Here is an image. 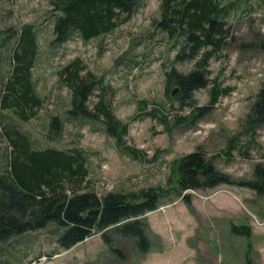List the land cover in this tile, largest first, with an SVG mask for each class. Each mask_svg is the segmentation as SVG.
I'll return each mask as SVG.
<instances>
[{"label":"rangeland","instance_id":"1","mask_svg":"<svg viewBox=\"0 0 264 264\" xmlns=\"http://www.w3.org/2000/svg\"><path fill=\"white\" fill-rule=\"evenodd\" d=\"M215 1L224 5L219 17L225 35L220 49L208 58L207 68L209 77L216 75L219 87L228 85L230 90L208 105L210 84L197 87L191 98L165 86V71H189L196 58L174 57L183 34L179 28L169 33L155 24L160 0H139L129 19L106 34L83 42L72 34L58 46L49 43L53 0H0V37L4 35L0 84L10 64L9 34L29 24L38 37L32 80L44 99L36 115L24 121L0 108V171L13 153L7 138L13 127L26 134L35 149L81 148L87 177L96 180L97 195L156 184L163 191L157 208L141 217L148 224L150 245L144 252L136 249L132 237L111 227L102 231L107 241L101 232H94L62 249L56 242L59 228L46 223L0 242V264H244L245 251L251 264H264V194L221 183L212 189L183 190L190 196L186 205L174 189L171 162L194 149L237 182L250 179L254 165L264 162V123L253 131L244 129L251 102L264 81V0ZM76 56L84 71L102 75L110 86V106L120 120L130 122L124 137L140 149L141 158L124 154L103 133L100 122L65 117L71 98L68 87L57 80L56 69ZM88 98L89 105L96 100L93 95ZM198 106L207 108L198 112ZM152 108L154 116L142 112ZM134 113V120L128 118ZM51 115H57L61 124L56 133L48 127ZM102 162L107 164L100 168ZM232 223L248 225L250 236L233 233Z\"/></svg>","mask_w":264,"mask_h":264},{"label":"trees","instance_id":"2","mask_svg":"<svg viewBox=\"0 0 264 264\" xmlns=\"http://www.w3.org/2000/svg\"><path fill=\"white\" fill-rule=\"evenodd\" d=\"M138 1L53 0L49 43L58 46L69 40L72 34L81 42L106 34L129 19ZM160 7L155 24L166 28L169 33L179 28L183 34L182 45L174 57L196 58L189 71L181 73L174 68L165 71L166 88L170 85L181 96L191 98V92L197 87L210 84L207 103L213 104L218 96L228 94L230 90L228 85L219 87L216 75L209 77L210 69L207 68L208 58L220 49L224 40L225 34H221L224 22L219 17L224 5H218L215 0H160ZM9 37L13 42L8 56L10 64L0 84V108L24 121L33 118L44 101L36 90L31 73L38 51V37L29 24L15 28ZM3 38L4 35L0 37ZM84 68L83 61L76 56L56 69L57 80L68 87L71 98L70 106L64 110L65 117L100 122L103 133L113 139L124 154L141 158L140 149L126 143L124 137L130 122L120 120L110 106L107 98L110 86L103 82L102 75L96 76ZM93 89L97 91L94 93ZM89 95L96 97L90 105ZM251 103L244 121L245 131H253L254 127L264 123V81ZM206 108L198 106L196 110L202 112ZM154 110L144 109L142 112L145 116H154ZM135 113L128 118L134 120ZM60 126L57 115H51L48 127L56 133ZM7 134L13 153L0 171V242L51 223L59 228L56 242L62 249L94 232H101L102 240L107 241L108 237L102 231L108 227L124 237H132L140 252L150 247L146 232L148 224L141 217L157 208L163 196L160 184L137 190H106L97 195L93 188L96 180L87 177V160L81 148L50 146L35 149L30 138L19 130L12 127ZM254 166L250 179L237 182L212 166L201 151L194 149L172 160L171 168L176 174L174 189L181 192L186 205L190 196L183 190L212 189L221 183L246 186L264 194V162H257ZM230 229L236 235L250 236L251 229L246 224L232 223ZM245 253L244 264H251L248 253Z\"/></svg>","mask_w":264,"mask_h":264},{"label":"built area","instance_id":"3","mask_svg":"<svg viewBox=\"0 0 264 264\" xmlns=\"http://www.w3.org/2000/svg\"><path fill=\"white\" fill-rule=\"evenodd\" d=\"M105 164H107L106 162H102L101 164H100V168L101 167H105L106 165ZM134 176V175H133Z\"/></svg>","mask_w":264,"mask_h":264},{"label":"water","instance_id":"4","mask_svg":"<svg viewBox=\"0 0 264 264\" xmlns=\"http://www.w3.org/2000/svg\"><path fill=\"white\" fill-rule=\"evenodd\" d=\"M172 91H173V89H172ZM172 91H171V92H172Z\"/></svg>","mask_w":264,"mask_h":264}]
</instances>
